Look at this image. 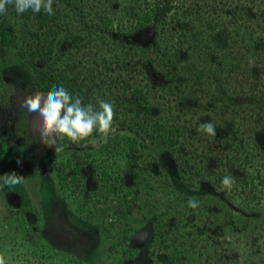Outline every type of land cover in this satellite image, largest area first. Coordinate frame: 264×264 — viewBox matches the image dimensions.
Masks as SVG:
<instances>
[{
	"label": "rangeland",
	"instance_id": "rangeland-1",
	"mask_svg": "<svg viewBox=\"0 0 264 264\" xmlns=\"http://www.w3.org/2000/svg\"><path fill=\"white\" fill-rule=\"evenodd\" d=\"M71 1L53 0L54 11L51 15L31 10L20 15L14 5H9L7 13L0 15V21L13 32L12 45L7 48L8 55L3 56L5 61H10L9 67L2 61L0 52V172L7 170L5 167L8 163L18 168L17 174L26 179V183L20 186L24 187L27 195H31L33 201L39 202L37 207L44 214L48 215L55 203L59 207L62 205L68 216L81 223L90 233L95 226H99L101 237H96L98 254L88 264H124V259L138 254L141 247L133 245L128 238L131 234L128 228L141 226L153 229V239H148L152 245L144 252L159 264H264V183L258 187L243 184V177L248 174L244 165L247 166L249 150L264 148V102L259 101L260 96L264 95V85L260 79L254 78L259 86L257 92L251 90V79L247 76L252 71L248 66L253 67L258 59L257 55H253L254 51L260 50L257 44H264V0H182L184 8L180 6L178 16L184 21L178 26L174 38L183 58L175 60L180 71L176 68V72L171 74L174 75L172 81L175 85L172 93L161 98L158 95L160 92L151 85L153 81L149 82V86L143 85L145 79H140L142 83L139 85H136L138 81L132 79L129 82L109 80L102 90L116 84L120 99H125L126 105L134 107L132 116L147 120L149 115H146L145 109L147 105H152L159 121L173 124L177 130L174 135L176 138L179 136L175 145L178 152L175 149L163 156L174 161L158 159L160 153L169 150L159 146L152 138L149 147L153 155L159 160L160 168L168 169H158L146 154L135 161L134 156L123 157L116 153L112 158L113 177L108 184L97 181L93 171L82 168L77 178L83 186L93 185L85 191L77 187L78 181L72 177V150L67 138L61 141L64 150L60 153H55L40 142L36 126L28 121L32 114L25 109L24 113L19 114L18 110L20 98L29 93L8 72V69L26 62L19 54L18 42L34 41L50 26L52 30H59L57 39L61 41L62 48L66 45L64 49L71 50L66 54L76 66L70 70L64 62H58L57 73L61 71L63 76L77 78L79 86L82 80L79 73L83 66H86L89 74H92L91 67L98 69L100 64L108 68L106 60L112 57V41L96 45L89 57L83 56V53L74 55L73 43H67V39L62 38V27L69 18L66 5L69 2L73 4ZM109 1L114 3L112 7L104 0H76L78 7L80 3L83 6L79 7L78 14L73 15V20L83 22L88 12L104 10L115 22H123L120 11L124 12L127 6L135 5L131 0ZM40 18L45 21L44 24L40 23ZM117 25L114 24L107 31L112 39L123 37V26ZM78 26L85 27V24ZM200 32L205 38L214 32L217 35L228 33L226 42L230 46L217 52L220 59L225 50L228 58L232 59L228 65L222 67L218 60H212V54L194 47L197 41L195 34ZM85 39L84 36L81 43ZM46 40L49 41V38ZM237 45H241L240 49ZM101 46L103 50L99 49ZM72 54L76 59L71 57ZM237 56L241 64H237ZM113 72V78H117L120 72L127 73L120 64L115 66ZM94 74L96 77L95 71ZM94 80L97 84L101 83V79ZM217 80L229 83L230 88L226 89L230 91L225 95V102L219 100L221 95ZM138 88L140 92L134 94L133 90ZM84 89L92 88L88 83ZM234 98L239 101L235 103ZM127 109L130 111V108ZM209 121L215 125V136L198 131L200 124ZM97 144L98 140L92 137L86 145L93 147ZM241 146L247 149L241 150ZM3 149L6 150L2 152ZM236 151L239 152L238 156ZM18 160L20 163H17ZM253 163L255 168H251V171L259 170L263 178L264 151H260ZM86 166L91 165L86 163ZM60 168H64V175H68L64 184L59 182L57 175ZM37 170L39 175H36ZM121 176H124L123 182ZM225 176H230L234 182L230 189L221 183ZM3 189L0 188V249L2 246L10 247L7 238L12 233L7 230V225L13 229L27 225L19 223L20 219L15 225L6 218L5 221L1 220L8 203ZM190 198L199 201L200 206L189 207L187 201ZM35 236L39 237V242L44 241L43 236ZM73 246L77 247V244L70 245ZM48 250H39L45 259L25 252L22 260L26 264L43 261V264H75L69 253L66 254L68 262L60 258L52 261L51 250Z\"/></svg>",
	"mask_w": 264,
	"mask_h": 264
},
{
	"label": "trees",
	"instance_id": "trees-1",
	"mask_svg": "<svg viewBox=\"0 0 264 264\" xmlns=\"http://www.w3.org/2000/svg\"><path fill=\"white\" fill-rule=\"evenodd\" d=\"M55 1L65 2L66 0ZM75 1L76 0L71 1L73 4L69 2V4L66 5V8H69V10H67L69 18L64 28L62 27V38H64V40L67 39V43H73L75 47L74 55L83 53V56L89 57L96 45L102 44L104 41H112L110 46L112 57L107 59L108 61L106 60V62H108V68L106 69L107 65L102 66L100 64L98 69L91 67L90 70L92 74H89L86 66H83L79 73L82 77L79 86H77L76 83L77 78L69 75L63 76L64 74L61 71L57 73L56 69L58 62H64L70 67V70L75 69L76 66H73L74 63L70 62L69 55L66 54L71 50L64 49L67 47L66 45H63L64 47L62 48L61 41L57 39L56 33H59V30H52L50 26L44 30V33L42 32V36L36 38L34 41L30 42L27 40L20 43L18 42L20 47L18 50L19 54L22 55L26 62L24 65L20 64L17 67L8 69V72H10V75L17 78L18 84L23 86V89L27 93L34 92L37 89L47 93L51 91L54 86H63L72 95L73 99L79 97L84 105L92 104L98 109V101L101 99L109 101L114 105L115 115L113 124L107 135L94 131L90 137L79 143H72L67 139V144L71 146L72 150V156L70 157L71 168L74 172L72 177L75 181H78L77 187H79L81 191L87 190L88 186H93L87 183V187L83 186L80 179L77 178V176L81 175L83 167H86V170L93 171L97 181L108 184L111 177H113L112 171L114 170V161L112 158L116 153H120L123 157L134 156L136 157L134 158L135 161L136 159L143 158L144 154H146L152 158L154 165L158 169H166L167 167L160 168L158 159H160V161H174L173 158H164L163 155L170 154V151H174L175 149H177L178 152V148H175L179 137L177 136L176 138L174 135V132H177L176 127L173 124L159 121L155 116V109L152 105L146 106V115H149L147 120L132 116L131 113L134 112V107L126 105L125 99H120L119 95L116 93L117 89H115L117 87L119 89V86H116V84L109 85L106 90H102L105 86L104 84L109 80L115 82L117 79L123 81L132 79L134 82L138 81L139 83L136 85H139L142 83V81L139 80L145 79L146 83L143 85L149 86V82L153 81L151 85L155 90L160 92L158 95H160L161 98H165L172 93L171 89H174L175 85L172 81L174 75L171 76V74L176 68L180 71L178 63H176L175 60H181L183 58L181 57L180 49L177 48L178 42L174 38L177 36L175 33L179 30L178 26L182 25L184 21H181L178 16L180 6L184 8L182 0H131L135 5L127 6L124 12L120 11L124 21L120 22L119 20L118 23L104 10L90 11L88 12L86 21L76 22L73 20V15L78 14V9L82 7L83 4L80 3L81 5L78 7ZM112 1L118 2V0ZM104 2L111 7L114 5L113 2L109 3V0H104ZM42 11L43 10H41V13ZM39 21L43 24L45 22L42 18H40ZM78 23L80 25L85 24V27H79ZM114 24H118L117 27L123 26V29L124 25H126V30L121 28L123 37L112 39L107 33L109 29L113 28ZM167 24L169 27H167ZM12 33L10 28L7 27V24L0 21V52H2V57L8 55L7 48L12 45ZM45 36L49 38V41L46 40L47 38H45ZM84 36L86 39L81 43ZM195 36L197 37V41L194 47H198L199 50L204 49L209 54H212V60L215 62L218 60L222 67L231 62L232 59L228 58L225 50L222 51V53H224L221 55L222 60L217 56L219 50L230 46L229 43L226 42L228 33L217 35V33L214 32L212 35L210 34L205 38L202 36V32H200L199 34H195ZM237 46L240 49L241 45ZM257 47H260V50L254 51L253 55H257L258 59L253 67L248 66L252 71L250 74H247L249 80L251 79V90L256 92L259 85L254 81V78L260 79L261 84L264 85V44L259 42ZM99 49L103 50L102 46ZM204 50L202 51L204 52ZM241 55L244 56L243 52ZM4 57L2 61L8 66L10 61H5ZM71 57H73V54ZM73 59L76 58L73 57ZM171 61H173V63ZM170 62L172 64H169ZM241 62L242 61L237 56V64H241ZM118 64H120L121 68L127 73L120 72L117 74V78H113L115 75H112L111 72L114 74V68ZM165 66L167 67L165 68ZM101 70H104V72L102 73ZM94 71L97 73L96 77ZM94 79H101V83L97 84ZM88 83L91 85V90L84 89L85 84ZM218 84L220 85L221 95L219 100L225 102V99H227L225 95L226 93L229 94L228 92L230 91L226 89L230 88L229 83L226 81L220 83L217 80L216 85ZM17 90L20 91V88H17ZM139 90V88L134 89V94L140 92ZM20 92H22V89ZM230 97L233 98L234 95L231 94ZM260 97L259 101L264 102V95ZM234 99H236L234 100L235 103L239 101L237 98ZM127 107L130 108V111H128ZM18 110L19 114L24 113V109L19 107ZM28 121H31L32 126H36V114H32ZM13 125L15 126V124ZM92 137L98 140V144L93 147H88L86 144ZM152 138L156 139L159 146L169 150L160 153L158 159L153 155V151L149 147V141ZM245 149L241 146V150ZM263 149L264 148L255 147L251 148V152L250 150L249 152L246 150L249 156L247 159V166H244L248 174L244 175L243 184L250 185L251 187H258V185L264 183V177H261L259 170L251 171V168L254 167L253 162L255 157L258 156L260 151H264ZM4 150L6 149H3L2 152H4ZM236 154L238 156L239 152L237 153L236 151ZM239 159L243 158L239 157ZM86 163H89L91 166H86ZM5 169L8 170V173L12 172V170L17 173L16 169L18 168H13V164L8 163ZM7 170H2L0 172L2 176L7 173ZM9 170L11 171L9 172ZM63 171L64 168H60V171L57 172L61 184H64V180L68 177V175H64ZM116 171L117 170L114 172ZM120 180L123 182L124 176H121ZM163 181L165 182V180ZM2 188H4L3 191L6 193L8 203H6V213L1 220L5 221L6 218L9 220L10 224L13 223V225H15L17 220L20 219L19 223L22 225L25 223L27 224L25 228L17 227L15 229L7 225V230L12 233L10 235L7 233L9 236L7 240H9L8 244L10 249L4 248L5 246H2L0 249V255L5 257L6 264H26V262L22 260V257L25 256V252L28 255H39L40 258H36L45 259L39 252V250L43 248H48V251L51 250L49 253L53 258L52 261L55 258L67 261L66 254L69 253L73 257L72 260L75 264H88L93 261L92 259L94 256H97V247L99 245H97V239L101 237L99 226H95L92 233H90L89 230L83 228L81 223L69 217L67 210H65L62 205L59 207L54 203L48 215H46L43 210L37 207L39 202L36 203L33 201L31 195H27L23 186H5ZM89 195L88 191L87 197H89ZM128 229V231H131L128 238L133 241V245L135 244L136 247L141 248L138 249V254H135L132 258L127 260L124 259V264H159L153 260L150 255H146L144 252L145 249H148V246L152 245L153 229L147 226ZM35 235L43 236L44 241L40 240L41 242H39V237ZM96 237L98 238L96 239ZM149 238L151 240H148ZM36 243L39 245L34 246ZM75 244H77V247H70V245ZM61 251L63 252L59 253ZM43 262H39L38 264H43Z\"/></svg>",
	"mask_w": 264,
	"mask_h": 264
},
{
	"label": "clouds",
	"instance_id": "clouds-1",
	"mask_svg": "<svg viewBox=\"0 0 264 264\" xmlns=\"http://www.w3.org/2000/svg\"><path fill=\"white\" fill-rule=\"evenodd\" d=\"M9 5H14L18 14L22 15L28 10L39 13L53 14V0H0V15L7 13ZM98 109L92 104L84 105L79 97L73 99L72 95L63 86H54L51 91L44 93L38 89L19 100V107L30 114H36V131L40 142L55 153L64 150L61 143L65 138L72 143H79L90 137L94 131L107 135L113 124L115 115L114 105L105 100L98 101ZM198 131L215 136V125L209 121L200 124ZM17 163H20L18 160ZM36 175H39L37 170ZM23 175L15 171L5 173L0 177V187L25 184ZM222 185L230 189L233 180L230 176L222 179ZM188 206L198 208L199 201L189 199ZM0 264H6L5 257L0 255Z\"/></svg>",
	"mask_w": 264,
	"mask_h": 264
}]
</instances>
